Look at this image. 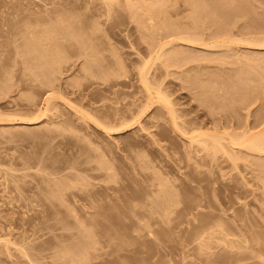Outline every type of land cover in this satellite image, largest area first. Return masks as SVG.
Wrapping results in <instances>:
<instances>
[{
	"label": "rangeland",
	"instance_id": "obj_1",
	"mask_svg": "<svg viewBox=\"0 0 264 264\" xmlns=\"http://www.w3.org/2000/svg\"><path fill=\"white\" fill-rule=\"evenodd\" d=\"M107 1L0 0V264H264V0Z\"/></svg>",
	"mask_w": 264,
	"mask_h": 264
},
{
	"label": "bare ground",
	"instance_id": "obj_2",
	"mask_svg": "<svg viewBox=\"0 0 264 264\" xmlns=\"http://www.w3.org/2000/svg\"><path fill=\"white\" fill-rule=\"evenodd\" d=\"M105 1V0H104ZM107 1V0H106ZM112 1V0H111ZM129 1V0H128ZM131 1V0H130ZM133 1V0H132ZM131 1V3H133ZM136 1V0H135ZM144 1V0H143ZM143 1H141L142 2V6L144 7V5H145V8H147L148 6H146V4H143ZM107 2H109V1H107ZM112 2H109V4H111ZM138 3V2H137ZM145 3V2H144ZM128 4V3H127ZM140 4V3H139ZM138 4V5H139ZM149 4V3H148ZM129 5V4H128ZM133 5H134V3H133ZM130 7H131V4L129 5ZM134 6H136V5H134ZM150 6V5H149ZM133 8V7H132ZM138 8V7H137ZM136 8V9H137ZM140 8V7H139ZM143 9V8H142ZM142 9H140V10H142ZM135 10V9H134ZM139 11V10H138ZM135 12H137V10L135 11ZM142 12V11H141ZM139 14V13H138ZM136 15V14H135ZM80 33V32H79ZM260 44H264V40L260 43ZM43 63V62H42ZM43 65V64H42ZM45 65V64H44ZM39 68V67H38ZM42 68V67H41ZM43 69V68H42ZM40 70V69H39ZM43 72V71H42ZM140 72H141V74L140 75H142L141 76V79L142 80H144L143 81V83L147 86V84L148 83H150L149 81V79H148V77H147V74H146V68H145V66H143L142 68H141V70H140ZM49 74V73H48ZM48 74H45V73H42V74H40L41 76H43V84H46L47 86H53V79L52 78H50V76L48 75ZM53 77V76H52ZM106 81V80H105ZM48 100L49 101H51L52 100V96H50V97H48ZM255 145H257L256 143H255ZM168 205V204H167ZM166 208V207H165ZM196 221V220H195ZM211 228H212V226H211ZM204 229V228H203ZM193 232V231H192ZM192 235V234H191ZM196 235V234H195Z\"/></svg>",
	"mask_w": 264,
	"mask_h": 264
}]
</instances>
